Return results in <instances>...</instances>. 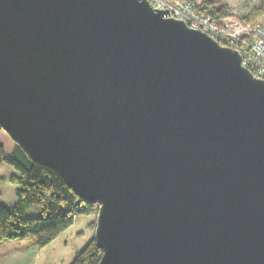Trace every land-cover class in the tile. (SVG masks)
<instances>
[{"label":"water","instance_id":"water-1","mask_svg":"<svg viewBox=\"0 0 264 264\" xmlns=\"http://www.w3.org/2000/svg\"><path fill=\"white\" fill-rule=\"evenodd\" d=\"M167 14L0 0V124L99 204V264H264V79Z\"/></svg>","mask_w":264,"mask_h":264},{"label":"trees","instance_id":"trees-1","mask_svg":"<svg viewBox=\"0 0 264 264\" xmlns=\"http://www.w3.org/2000/svg\"><path fill=\"white\" fill-rule=\"evenodd\" d=\"M189 1L214 19L233 15L229 5L219 0ZM263 15L264 0H261L245 15L244 20L251 22ZM4 164H9L17 172L10 176V181L17 185L18 202L13 205L0 204V241L18 239L34 248L45 247L72 227L79 217L99 214V204L82 199L59 172L31 159L0 124V168ZM27 204L41 205L43 214L27 217ZM103 253L93 237L72 264H99Z\"/></svg>","mask_w":264,"mask_h":264},{"label":"built area","instance_id":"built-area-1","mask_svg":"<svg viewBox=\"0 0 264 264\" xmlns=\"http://www.w3.org/2000/svg\"><path fill=\"white\" fill-rule=\"evenodd\" d=\"M157 10L167 11V17L186 22L205 32L220 45L237 50L242 65L260 79H264V15L255 22H246L241 16L214 19L189 0H148Z\"/></svg>","mask_w":264,"mask_h":264},{"label":"rangeland","instance_id":"rangeland-1","mask_svg":"<svg viewBox=\"0 0 264 264\" xmlns=\"http://www.w3.org/2000/svg\"><path fill=\"white\" fill-rule=\"evenodd\" d=\"M247 4L248 3L246 2L244 3V5ZM258 5L259 4L251 0V5L247 6L250 9H253ZM244 8H246V6ZM245 13L246 11L242 14H238V16H241L240 18H243L244 20V17L246 15ZM255 21L256 20L251 22ZM13 173L17 172L9 164H4L0 168V204L13 205L18 202V198L16 195L17 185L10 181V176ZM42 214V206L39 204H27L25 206V215L27 217H36ZM97 222L98 215H83L79 217V219L74 223L73 228L70 230L74 233V235L70 236L71 232L67 233L68 237L70 236L67 248H65V245H62V243H60L61 241H58L55 245H51L50 247L46 248V255L42 257L44 260H46V264H64L63 262H65V264H72L77 255L87 246V244L93 239V237H95ZM19 242L20 240L18 239H4L0 241V253L1 251H5L6 249L10 248V246L12 247L14 245H18ZM43 248L44 247L37 248L38 257ZM42 253H44V251H42ZM63 256L64 258H67V260L64 259V261H62ZM38 257L36 259H38ZM68 258L71 259L69 262H67ZM42 262L43 261H41V263Z\"/></svg>","mask_w":264,"mask_h":264},{"label":"crops","instance_id":"crops-1","mask_svg":"<svg viewBox=\"0 0 264 264\" xmlns=\"http://www.w3.org/2000/svg\"><path fill=\"white\" fill-rule=\"evenodd\" d=\"M222 3L229 5L233 14H242L246 11L245 14H248L251 10L247 5H251V0H219ZM255 3L260 4L261 0H253ZM248 3L244 5V3ZM246 6V8H244ZM73 228L70 227L69 229L62 232L56 239H54L50 244L45 246L42 251L44 253H40L39 257L37 254V248H34L28 244V242L20 241L18 245L10 246V248L6 249L5 251H1L0 253V264H46V260L42 257L46 255V248L50 247L51 245H55L58 241H61L62 245H65V248L68 247L69 244V237L73 236L74 233L70 231ZM68 232L70 236L68 237ZM68 239V240H66ZM66 250V249H65ZM38 257V259H36ZM68 257V256H66ZM42 258V259H41ZM45 258V257H44ZM67 258H62V261ZM71 259L68 258L69 262ZM41 261H43L41 263ZM65 264V262H63ZM67 264V263H66Z\"/></svg>","mask_w":264,"mask_h":264}]
</instances>
